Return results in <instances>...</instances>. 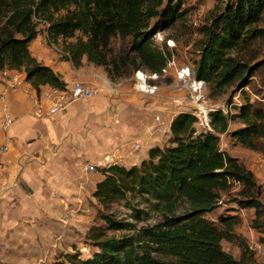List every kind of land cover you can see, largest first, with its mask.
I'll use <instances>...</instances> for the list:
<instances>
[{"label":"trees","instance_id":"trees-1","mask_svg":"<svg viewBox=\"0 0 264 264\" xmlns=\"http://www.w3.org/2000/svg\"><path fill=\"white\" fill-rule=\"evenodd\" d=\"M162 1L0 0V12L4 13L0 69H23L37 93L43 85L66 88L61 75L29 50L41 22L50 42L75 37L66 43L63 55L75 67L81 65L83 56L96 65L112 64L114 61L107 57V41L120 34L130 35L131 50L150 70L157 71L164 58L152 49L151 37L182 16L176 7L179 0ZM263 14L264 0L227 2L202 29L193 73L215 93L233 87L240 91L243 102L234 116L241 126L230 132L238 144L264 155V105L250 96L257 94L255 79L264 84L263 65L248 51L264 35L258 26ZM153 17L156 21L149 27L148 20ZM209 118L211 130H197V117L180 111L169 125L171 145L150 147L139 165L111 163L99 167L103 176L91 195L103 208L138 194L153 200L160 215L157 222L137 227L101 211L99 216L110 228L131 233L104 235L96 241L97 250L91 256L64 253L52 264H252L254 252L234 230L239 215L221 213L211 219L206 214L216 209L226 194L238 207L254 208L251 226L264 234L262 185L241 159L220 149L219 134L228 132L229 111L215 108ZM232 180L240 182L233 194ZM222 241L236 244L239 254L225 250Z\"/></svg>","mask_w":264,"mask_h":264},{"label":"crops","instance_id":"crops-1","mask_svg":"<svg viewBox=\"0 0 264 264\" xmlns=\"http://www.w3.org/2000/svg\"><path fill=\"white\" fill-rule=\"evenodd\" d=\"M39 37L40 34L29 44L31 53L38 61L43 60V63L58 72L68 85L80 81L96 86L98 90L95 95L73 101L50 117H37L32 114L30 98L24 91H9L0 99V119L5 106L14 118L5 131L0 127V145L8 144V150L0 153V247L3 252L14 246L9 240L10 237L22 238L18 245L14 246L21 247V251L9 250L13 253L27 252L23 248L28 247L30 237L36 239L35 247H39L41 253L48 252L54 237L56 220L61 215V206L64 208L66 203L72 209L79 207L84 210L85 191L89 190L91 198L96 182L103 176L98 171L97 176L82 180L80 171L81 168L85 169V165H108L110 162L105 157L112 154V159L117 164L139 165L140 161L148 156L146 151L140 159L130 155L126 148L114 147L116 139L113 107H109L114 100L113 88L108 87L109 80L105 73L86 64L84 60L75 68L66 59L50 57L39 45ZM50 88L47 85L41 86L39 97L44 98ZM30 90L33 92L28 85L27 91ZM165 111L171 112V107ZM179 111L181 110H177L174 115ZM230 126L229 124L228 132L219 134L220 149L238 157L253 171L262 184L261 198L264 201V155L238 143L237 146H231L228 142L236 141L230 131L236 127ZM5 136L8 137L7 140ZM123 145L130 147L129 143ZM90 157L95 162L86 163L81 167L83 159ZM245 158L249 160L248 163ZM54 208L58 210L56 220ZM214 210L215 216H210L211 219H216L221 213L238 214L240 222L234 227L235 232L248 245L252 241H258L264 247V240L260 239L264 234L251 226L255 216L253 207L240 208L236 202L229 200L228 195L223 194L221 202ZM83 215L88 216L86 213H79V216ZM225 242L229 252L237 256L239 247ZM13 256L9 255L11 262H15L18 257ZM252 264L264 263L254 254Z\"/></svg>","mask_w":264,"mask_h":264},{"label":"rangeland","instance_id":"rangeland-1","mask_svg":"<svg viewBox=\"0 0 264 264\" xmlns=\"http://www.w3.org/2000/svg\"><path fill=\"white\" fill-rule=\"evenodd\" d=\"M171 1L174 2L176 0H163L162 3L166 4ZM230 1L232 0L177 1L176 7L182 10V16L172 26L160 27L151 37L152 49L155 52H161L164 58L162 67L157 71L150 70L149 66L131 50L130 35L121 36L116 34L108 38L107 57L110 62L114 61L112 64L96 65L87 61L85 56L82 57L86 64L102 70L109 80L108 87L111 86L113 88L112 97L114 100L109 107H113L116 139L114 147L126 148L130 155L138 156L141 159L150 147L171 145L172 141L168 129L170 119L175 116L174 114L177 110H189L193 106L187 96V86L182 81H178L177 71L186 67L193 71L195 61L198 58V48L200 39L203 36V27L208 25L215 13L223 10L226 3ZM3 20L4 13L0 12V25ZM155 21V17L150 18L148 20L149 27ZM258 26L264 29V14ZM37 28L39 30L38 34H40L39 45L42 46L45 53L53 58L65 59V56H63L66 54L64 46L68 41L75 40V37L61 38L50 42L44 24L40 22L37 24ZM248 51L255 54L254 61L262 62L264 76V35L257 39V42ZM68 61L71 63L70 60ZM41 62L43 63V60ZM138 72L144 76L145 89L140 87V81L143 82V79L137 77ZM154 72L157 74L156 77H151ZM254 81H257L255 90L257 94L250 93V96L252 99L261 101L264 105V84L261 79H255ZM70 85L67 83V86ZM151 86H156V88L150 91L149 87ZM91 87L97 89L96 86ZM244 89L249 92L247 87ZM174 99H178L181 102H175ZM202 102L205 107L221 108L223 111H229L231 114V128L238 127L241 124L240 120L234 116V113L237 112L238 106L243 102V97L240 91L234 89V87L228 88L223 93H215V91L210 90L209 85L206 83ZM169 107H171L170 113L165 111ZM196 128L201 130L203 126L200 122H197ZM134 141L140 144L141 148L139 150L123 145L126 143L131 144ZM228 143L231 146H237V142L233 140ZM237 148L239 149V147ZM251 159H254V157H251ZM245 160L248 163L249 160L246 158ZM93 162H95L93 158H85L81 163V167L86 163ZM108 162H111V160ZM98 171L99 167L96 168V171L90 173L81 168V179H91L99 174ZM54 195H56L55 192ZM85 197L86 200L83 201V203H86L85 207H83L84 210L81 209L78 213L73 214V218H71L66 231L61 237L59 236L63 232L61 217L62 213L66 211L67 204H64V208L61 206V215L58 220H56L58 210L53 209L56 227L47 253H41L39 251L40 248L35 247L36 239L31 237L28 247L23 248L27 252L13 253L11 251H17L21 248L15 247L22 238L10 237L9 240L12 241L15 247L10 246L5 252L0 247V264H52L56 259H62L64 253L75 252L81 258H87L97 250L95 243L104 235L123 232L131 233V230L127 229L113 230L110 228L107 222L99 216L101 211L110 213L117 220L133 223L137 227L153 224L160 219L159 211L154 209L153 200L145 199L138 194L129 195L127 201H114L104 208L94 197L89 198L88 189L85 191ZM76 208L74 207V209ZM79 213H86L88 216H79ZM214 213L215 210L207 213L206 216L208 218L210 216L214 217ZM222 243L223 247L227 248L228 244L225 241ZM227 250L230 251L229 248ZM9 255L18 257L15 258V262H11L8 259Z\"/></svg>","mask_w":264,"mask_h":264},{"label":"built area","instance_id":"built-area-1","mask_svg":"<svg viewBox=\"0 0 264 264\" xmlns=\"http://www.w3.org/2000/svg\"><path fill=\"white\" fill-rule=\"evenodd\" d=\"M156 73L151 74V77H156ZM178 81H182L187 86V96L193 106L188 110L181 111H189L197 117V122H200L203 126V130H211L209 112L214 110L213 107H205L203 104L204 99V91L206 89V82L203 79H197L194 76V73L188 67L182 68L177 71ZM28 85L31 86L25 77V72L23 69L10 68L4 66L0 69V99L4 97L6 93L9 91H24L27 93L30 98V103L32 107V114L37 117H50L58 113L61 109L67 106L69 103L79 100L86 99L91 97L92 95L97 93V89L95 87H91L83 82L74 81L70 86H66L64 89L51 87L48 92L44 94V98H40L39 94L35 91L33 92L27 91ZM151 89H155L156 86L149 87ZM175 102H181L178 99H174ZM225 113L227 111H224ZM199 120V121H198ZM14 121L13 116L7 111V107H4L3 114L0 119V127L2 130H6L11 122ZM7 136H5V140H7ZM131 148L134 150H139L141 148L140 144L137 141L129 144ZM8 150V144L3 143L0 145V153H4ZM112 155H107L105 158L107 160H111V163H116L113 159ZM97 165L89 164L85 166V170L87 171H95ZM240 187V182L237 180H232V188L231 192L235 193ZM221 200H219V203ZM80 208L72 209L66 206V211L62 214L61 222L63 226V232L59 235L63 236L66 231L68 223L73 218L74 213H78ZM59 238V237H58ZM56 245V244H55ZM248 247L254 252L257 257L264 263V247L258 241H252L249 243ZM43 262V261H41Z\"/></svg>","mask_w":264,"mask_h":264},{"label":"bare ground","instance_id":"bare-ground-1","mask_svg":"<svg viewBox=\"0 0 264 264\" xmlns=\"http://www.w3.org/2000/svg\"><path fill=\"white\" fill-rule=\"evenodd\" d=\"M137 77L143 79V82L140 81V87H142L143 89H145L146 86L144 85V76H143V74L140 73V72H138Z\"/></svg>","mask_w":264,"mask_h":264}]
</instances>
